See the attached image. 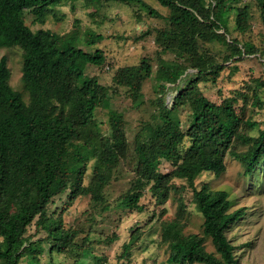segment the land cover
Returning <instances> with one entry per match:
<instances>
[{"label":"trees","instance_id":"obj_1","mask_svg":"<svg viewBox=\"0 0 264 264\" xmlns=\"http://www.w3.org/2000/svg\"><path fill=\"white\" fill-rule=\"evenodd\" d=\"M63 1L69 0H0V48L17 46L23 52L21 90L10 84L7 58L0 61V264H21L24 257L27 264H41L40 256L46 252L55 262L65 251L84 250L90 231L67 226L64 214L52 206L66 195L64 212L80 196L91 197L101 210L109 208L106 188L129 153L127 119L124 112L112 108L113 96L125 88L137 102L144 82L154 75L153 64L143 58L137 65L118 69L113 85H102L98 77L86 73L88 66L106 63L101 49L91 53L78 48L75 31L60 35L48 29L33 31L27 25V15L44 24L52 7ZM70 1L138 4L149 16L165 20L155 39L160 47L158 111L136 135V176L118 203L142 211L146 194L158 205L171 198L178 201L177 217L161 224L168 263L239 264L227 234L243 210H232L227 191L207 183L199 187L197 181L204 173L224 174L228 154L242 163L246 175L254 174L264 160V127L248 116L250 107L264 108V76L255 79L254 87L246 84L244 90L220 101L211 100L199 85L216 82L226 68L233 67L229 63L247 55L264 59V42L228 39L229 16L242 36L252 30L256 18L264 29V0H255L256 18L254 6L243 0H157L169 10L167 16L144 0ZM103 39L92 31L86 42L93 46ZM214 42L229 52L222 61L211 53L209 45ZM164 55L175 58L167 60ZM171 86L178 89L170 106L162 97ZM187 104L190 119L183 126L172 113ZM98 108L109 110L108 134L95 118ZM248 128H256L258 135L247 133ZM243 145L246 149H241ZM163 163L169 165L168 171ZM89 167L91 178L85 184ZM187 188L192 189L203 218L199 233L185 232L182 193ZM32 226L35 234L28 235ZM81 234L85 237L80 242ZM36 236L40 239L33 240ZM142 236L137 228L133 230L122 256L130 257Z\"/></svg>","mask_w":264,"mask_h":264},{"label":"rangeland","instance_id":"obj_2","mask_svg":"<svg viewBox=\"0 0 264 264\" xmlns=\"http://www.w3.org/2000/svg\"><path fill=\"white\" fill-rule=\"evenodd\" d=\"M163 15H168L169 10L162 7L157 0H144ZM253 5V17L259 15L255 0H243V3ZM90 5L84 1H63L62 4L52 7L51 14L44 24L34 21L33 16L27 15V25L33 30L48 29L60 35H67L74 31L78 35L75 45L86 51L95 52L101 49L106 56V63L101 66H88L86 73L89 76L98 77L100 83L105 86L113 85L115 72L126 66L137 65L143 58H148L154 66V75L148 78L142 89V96L137 102H133L121 88L112 99V108L124 112L127 119V136L129 140L128 158L118 168L113 182L106 188L107 210L97 207L91 197H78L71 206L63 211L62 207L68 202L64 195L56 200L52 206L53 211L64 214L67 226L85 228L90 231V239L85 242L84 250L75 249L63 252L56 256L55 262L51 261L50 255L43 253L41 264H170L168 244L162 238L161 224L177 217L178 201L168 199L164 204L158 205L152 201L148 194L144 196L141 205L144 210L126 209L119 205V198L129 189L131 181L136 176L137 156L135 154V138L141 127L154 121V113L158 111V101L161 96L159 82L156 79V71L160 65V47L156 43V29L165 26L163 18L151 17L145 8L138 4L95 3ZM228 17L229 35L240 40H251L258 45L264 42V29L259 19H255L252 30L245 36L238 31L233 19ZM104 35V39L97 45H88L86 42L89 32ZM150 32L143 36V32ZM141 36V37H140ZM211 53L218 56L222 61L229 53L227 48L214 42L209 45ZM3 57L8 60L10 69V84L16 90L22 89V65L23 52L17 47L0 48V61ZM167 60L175 58L174 55H164ZM264 59L251 54L245 59L235 63H229L232 68H226L216 82H201L200 88L205 95L213 101H220L224 97L236 95L244 90L246 84L255 86V79L264 76ZM194 78V77H191ZM182 83L180 84V86ZM178 88L171 86L162 97L168 105H172L175 91ZM261 92V88L258 89ZM243 92V91H242ZM262 93V97H263ZM173 117L183 126L190 119V106L176 108ZM248 116L258 121L264 127V108L252 109ZM95 118L100 124L102 131H109V110L98 108ZM250 135L257 136L256 128L246 129ZM241 149H246L243 145ZM245 151V150H243ZM227 171L221 176L213 173H204L197 181V186L209 184L213 189L225 190L232 202V210H243L240 220L233 223L228 230V237L236 247L239 264H264V160L257 166L254 174H244L245 169L241 162L231 154L226 157ZM164 171L170 169L167 163H163ZM92 169L88 168V176L85 184L91 178ZM186 215L182 219L186 233H199L202 230L203 218L197 211L193 201L192 189L187 188L183 193ZM91 226V228H90ZM138 229L143 233L138 245L133 248L131 256H122L124 244L128 243L132 231ZM35 234V227L29 229L28 235ZM43 236V234H40ZM85 234L79 236V241ZM36 236L33 240H39ZM212 250L211 245H208ZM21 264H27L26 257ZM202 264V263H195Z\"/></svg>","mask_w":264,"mask_h":264}]
</instances>
